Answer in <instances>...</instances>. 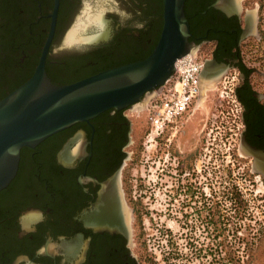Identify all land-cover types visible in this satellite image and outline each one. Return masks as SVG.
Returning a JSON list of instances; mask_svg holds the SVG:
<instances>
[{
  "label": "flooded vegetation",
  "instance_id": "flooded-vegetation-1",
  "mask_svg": "<svg viewBox=\"0 0 264 264\" xmlns=\"http://www.w3.org/2000/svg\"><path fill=\"white\" fill-rule=\"evenodd\" d=\"M104 1L93 9L90 0H0V99L32 75L52 25L45 55L52 82L147 57L161 33L163 0H118L106 12ZM183 11L194 51L227 78L235 153L248 183L260 182L264 193V0H185ZM95 15L101 25L88 22ZM77 25V39L66 42ZM127 110L107 109L21 149L15 176L0 190V264H145L123 183L133 144ZM202 189L181 187L186 231L178 235L199 245L191 254L217 264L218 200L207 206Z\"/></svg>",
  "mask_w": 264,
  "mask_h": 264
},
{
  "label": "rangeland",
  "instance_id": "rangeland-1",
  "mask_svg": "<svg viewBox=\"0 0 264 264\" xmlns=\"http://www.w3.org/2000/svg\"><path fill=\"white\" fill-rule=\"evenodd\" d=\"M117 1H104L105 12L114 10ZM90 2L95 9V0ZM94 31L87 29L88 34ZM210 81L203 91L201 85L182 116L154 139L148 135V107L156 92L127 110L133 144L128 147L123 183L129 207L135 210L133 224L145 264H207L209 260L191 254L199 245L178 235L186 231L178 217L183 184L203 187L202 198L209 207L217 197V245L222 247L215 255L217 264H264V193L260 182L248 183L242 158L235 153L227 78ZM228 257L233 262L226 261Z\"/></svg>",
  "mask_w": 264,
  "mask_h": 264
},
{
  "label": "water",
  "instance_id": "water-1",
  "mask_svg": "<svg viewBox=\"0 0 264 264\" xmlns=\"http://www.w3.org/2000/svg\"><path fill=\"white\" fill-rule=\"evenodd\" d=\"M184 1L163 0L161 33L147 57L71 83L55 84L45 71L52 25L32 75L0 99V190L15 176L23 147L107 109L130 108L154 95L174 71L176 59L193 50ZM209 66L204 62L200 76H209Z\"/></svg>",
  "mask_w": 264,
  "mask_h": 264
},
{
  "label": "built area",
  "instance_id": "built-area-1",
  "mask_svg": "<svg viewBox=\"0 0 264 264\" xmlns=\"http://www.w3.org/2000/svg\"><path fill=\"white\" fill-rule=\"evenodd\" d=\"M204 60L191 50L176 59L174 71L165 83L156 89L150 103L149 124L151 139L174 124L200 94V75Z\"/></svg>",
  "mask_w": 264,
  "mask_h": 264
},
{
  "label": "bare ground",
  "instance_id": "bare-ground-1",
  "mask_svg": "<svg viewBox=\"0 0 264 264\" xmlns=\"http://www.w3.org/2000/svg\"><path fill=\"white\" fill-rule=\"evenodd\" d=\"M90 21H93V22H95V23H98V24H100L101 25V16H99V15H95L94 17L92 16V17H89V19H88V22H90ZM86 24V23H85ZM85 24H84V26H85ZM74 27V26H73ZM73 27H71V29L73 28ZM79 25H77V27L75 28V29H73L71 32H70V30L67 32V34H66V36L67 37H65V39H66V42H70V41H74V40H76L77 39V34H78V31H79ZM194 50V49H193ZM218 76H220V75H215L214 73H212V72H209V76L207 75V76H200V88H201V85H202V91L207 87V86H209L210 84H212L213 82L212 81H210V80H214L215 78H218ZM153 94H151L150 95V97L152 96ZM150 97H147L146 99H145V101H143V103L144 102H146V100H148ZM139 104H142L141 102L140 103H137V104H135L134 106H136V105H139Z\"/></svg>",
  "mask_w": 264,
  "mask_h": 264
},
{
  "label": "trees",
  "instance_id": "trees-1",
  "mask_svg": "<svg viewBox=\"0 0 264 264\" xmlns=\"http://www.w3.org/2000/svg\"><path fill=\"white\" fill-rule=\"evenodd\" d=\"M74 81H77V80H74ZM74 81H71V82H74ZM55 82V84H65V83H58L56 80L55 81H53V83ZM70 82V83H71Z\"/></svg>",
  "mask_w": 264,
  "mask_h": 264
}]
</instances>
